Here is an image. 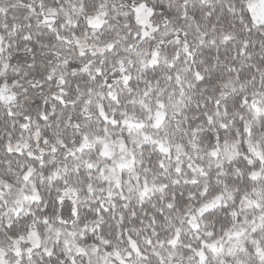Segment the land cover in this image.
I'll list each match as a JSON object with an SVG mask.
<instances>
[{"label":"snow or ice","instance_id":"6c2138e0","mask_svg":"<svg viewBox=\"0 0 264 264\" xmlns=\"http://www.w3.org/2000/svg\"><path fill=\"white\" fill-rule=\"evenodd\" d=\"M0 264H264V0H0Z\"/></svg>","mask_w":264,"mask_h":264}]
</instances>
